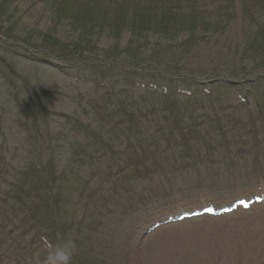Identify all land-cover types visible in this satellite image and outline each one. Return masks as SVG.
Returning <instances> with one entry per match:
<instances>
[{"label":"rangeland","instance_id":"rangeland-1","mask_svg":"<svg viewBox=\"0 0 264 264\" xmlns=\"http://www.w3.org/2000/svg\"><path fill=\"white\" fill-rule=\"evenodd\" d=\"M178 1V30L134 38L125 1L0 0V264H37L36 225L56 244L45 198L20 195L29 179L43 195L35 165L73 264H264V19L250 0Z\"/></svg>","mask_w":264,"mask_h":264},{"label":"trees","instance_id":"trees-1","mask_svg":"<svg viewBox=\"0 0 264 264\" xmlns=\"http://www.w3.org/2000/svg\"><path fill=\"white\" fill-rule=\"evenodd\" d=\"M118 1L119 0H117V2ZM120 1H125L130 6H132L131 7L132 9H136V11H134V14L136 15L135 18L138 20H136L134 22V24H130V26H132L130 28L132 31L131 35L134 38L139 37L140 34H143V33L146 34L149 32H154V33L160 34V35H170L171 33L175 32L176 30H178V28H180L182 26V23L178 22V21H181L180 20V13L184 12L185 10H184V8H180V7L178 8V5L181 3L178 0H173L171 3L173 5H171L170 8L167 6L168 5L167 0H120ZM250 1H252V4L249 5V7H250L249 10L251 11L250 15H252L253 10H255V11L257 10L258 14H260V15H261L260 12H262V18L264 19V0L263 1L250 0ZM187 9L189 11V6H187ZM188 11H185V13L187 14ZM190 11H191V9H190ZM110 12H112L113 14H115V12L118 13L120 27L126 26V22H125L124 16L122 14L125 13L126 17H128V15L126 14V12L121 10L119 5L117 8L110 10ZM195 14L198 15V12L196 11ZM202 21L200 18V25H201V23L202 24L208 23L205 18H202ZM137 42L138 41H133L131 43H137ZM258 42H260V44L258 45L256 43V46H257L256 50L263 48L264 38L260 37ZM132 160H135V159H132ZM33 167H34V172L37 174L38 178L43 181V189H44L43 195L39 194V191H38V190H40L39 187L36 185V183L34 184V180H31V179H29V182L27 183V184H30L32 187V188H30L31 192L28 191L27 193L24 194V191H20V195H24L26 198H29L32 191H33V193L35 194L34 197H36L37 199L45 198V201H41L42 204H40L41 205V211H42V213L46 212V214H48L49 224L51 225L52 228H54V231H56V243H59L62 240H64L63 235L61 234L62 227L60 225L58 226V224H57V220H59V218H60L59 213L61 214L62 212H64V211H62L61 203H59V202H61V200H58L59 199L58 197L61 198L62 196H60L56 193V196L53 197L52 191L49 192L48 187L50 186V184L48 183L49 177L45 173L46 170L42 169V168L38 169L36 166H33ZM82 183L80 181L77 182V185L81 186V188H80V191H78V193L76 192V195H75V196L78 195L81 198H83L85 192L91 188L90 187L91 185L88 181H86V182L82 181ZM19 189L22 190V187H20ZM45 194H46V197H45ZM20 195L17 194L16 198H18ZM93 196H95V195H93ZM47 204L49 205L51 212L45 210V209H47ZM28 212L30 213V211H28ZM31 227H33V225ZM36 227H38V225H36ZM36 227L34 228V230L38 229L39 233L37 232V234H40V232H41L40 227H38V228H36ZM42 234L43 233H41V235ZM42 236L46 239L47 242H49L48 236H47V238L44 235H42Z\"/></svg>","mask_w":264,"mask_h":264},{"label":"clouds","instance_id":"clouds-1","mask_svg":"<svg viewBox=\"0 0 264 264\" xmlns=\"http://www.w3.org/2000/svg\"><path fill=\"white\" fill-rule=\"evenodd\" d=\"M76 245L71 238H66L59 243H44V255L37 264H73L76 255Z\"/></svg>","mask_w":264,"mask_h":264},{"label":"snow or ice","instance_id":"snow-or-ice-1","mask_svg":"<svg viewBox=\"0 0 264 264\" xmlns=\"http://www.w3.org/2000/svg\"><path fill=\"white\" fill-rule=\"evenodd\" d=\"M243 206H244L245 208H248V207H249V205L246 204V203H244Z\"/></svg>","mask_w":264,"mask_h":264}]
</instances>
